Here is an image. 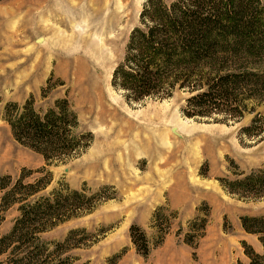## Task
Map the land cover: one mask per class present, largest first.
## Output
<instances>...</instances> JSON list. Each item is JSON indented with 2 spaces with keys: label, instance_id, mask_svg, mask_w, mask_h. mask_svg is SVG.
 Segmentation results:
<instances>
[{
  "label": "rangeland",
  "instance_id": "rangeland-1",
  "mask_svg": "<svg viewBox=\"0 0 264 264\" xmlns=\"http://www.w3.org/2000/svg\"><path fill=\"white\" fill-rule=\"evenodd\" d=\"M16 1L0 0V174L16 178L31 170L25 178L30 182L44 167L51 181L37 195L61 183L91 192L114 189L103 191L112 198L39 238L61 241L69 230L84 228L75 236L83 244L65 254L71 264H249L246 247L261 253L257 235L245 232L239 218L264 215V196L239 198L218 179L235 177L234 164L244 173L264 166V137L241 131L256 114L264 117V96L247 102L241 119L225 121L185 115L189 93L183 89L163 98L127 100L111 77L145 0H49L45 8L44 2L31 6L35 15L10 17ZM59 16L70 23L62 24ZM260 63L264 67V58ZM28 98L40 114L66 98L78 120L77 132L92 134L89 145L47 163L19 143L3 108ZM101 113L113 122L99 119ZM18 215V203L3 211L1 234ZM132 224L146 234L147 256L131 241Z\"/></svg>",
  "mask_w": 264,
  "mask_h": 264
},
{
  "label": "trees",
  "instance_id": "trees-1",
  "mask_svg": "<svg viewBox=\"0 0 264 264\" xmlns=\"http://www.w3.org/2000/svg\"><path fill=\"white\" fill-rule=\"evenodd\" d=\"M124 50L111 84L124 90L127 100L168 97L178 88L189 93L182 108L185 115L239 120L247 102L264 96L260 63L264 0H145L139 25L130 32ZM49 88L48 81L43 96ZM3 118L13 137L47 163L81 152L92 140L90 132H77L78 120L66 98L57 99L43 114L34 108L32 98L22 105L8 102ZM241 131L263 138L264 117L256 114ZM233 168L235 177L218 179L225 190L244 199L264 196V166L248 173L239 171L236 164ZM44 170H37L42 174L30 182L25 178L31 170H23L16 178L0 174V223L6 208L18 203L19 211L10 230L0 233V264H71L72 258L65 254L83 244L75 236L86 232L84 228L69 230L61 241L41 240L39 233L112 198L103 191L114 190L113 186L91 192L66 183L37 195L51 181L50 172L43 174ZM239 219L243 230L257 235L262 245L261 253L245 248L249 264H264V215ZM129 233L137 251L147 256L150 247L144 230L132 224Z\"/></svg>",
  "mask_w": 264,
  "mask_h": 264
},
{
  "label": "bare ground",
  "instance_id": "bare-ground-1",
  "mask_svg": "<svg viewBox=\"0 0 264 264\" xmlns=\"http://www.w3.org/2000/svg\"><path fill=\"white\" fill-rule=\"evenodd\" d=\"M48 1L49 0H17L16 2H14V4H15V6H14V8H15V11H10V12H8L7 14H9L10 15V17H13V16H15V15H19V16H24V18H25V16H27V14H32V15H35V12H33V9H31V6H39V4H41L42 2H44L45 3V6H43V8H45L46 7V4H48ZM49 3H51V2H49ZM49 5V4H48ZM26 6H30L29 7V9L27 10V11H25V13L24 14H21V12H22V9H24ZM17 12V13H16ZM16 13V14H15ZM58 17V16H57ZM1 18H3V20H5V19H8L9 17H5V16H2ZM66 19L67 18H65V17H60L59 16V18H57V20L59 21V22H61L62 24H69L70 22H67L66 21ZM2 24H4V23H2ZM6 27V26H5ZM7 28V27H6ZM6 30V29H5ZM41 41V40H40ZM55 44L56 45H58L59 47L61 46V48L62 47H65V45L64 44H60V42H55ZM101 101V100H100ZM103 103H106V101H103ZM109 104V103H108ZM106 107H107V105H106ZM110 107V106H109ZM114 112V111H113ZM100 115V114H99ZM108 115V114H107ZM110 115V114H109ZM103 119V120H106V119H109V120H111L112 122H113V118L112 117H106V115L105 114H102L101 113V115H100V117H99V119ZM102 120V121H103ZM108 121V120H107ZM133 121V120H132ZM133 123V122H132ZM112 124V123H111Z\"/></svg>",
  "mask_w": 264,
  "mask_h": 264
},
{
  "label": "water",
  "instance_id": "water-1",
  "mask_svg": "<svg viewBox=\"0 0 264 264\" xmlns=\"http://www.w3.org/2000/svg\"><path fill=\"white\" fill-rule=\"evenodd\" d=\"M173 133H174V132H173ZM176 135H177V136H179V137H181V136H182L180 132H178Z\"/></svg>",
  "mask_w": 264,
  "mask_h": 264
}]
</instances>
